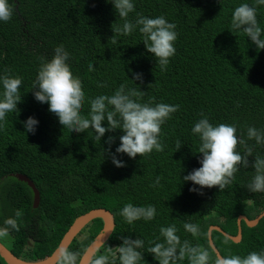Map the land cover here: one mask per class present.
I'll list each match as a JSON object with an SVG mask.
<instances>
[{
  "label": "trees",
  "instance_id": "16d2710c",
  "mask_svg": "<svg viewBox=\"0 0 264 264\" xmlns=\"http://www.w3.org/2000/svg\"><path fill=\"white\" fill-rule=\"evenodd\" d=\"M13 16L0 21V76L22 78L21 102L17 112L6 114L0 122V227L16 210H23L20 230L0 239L17 257L29 261L45 259L80 215L93 209H106L115 217L116 227L97 255H108L106 247H119L125 237L144 241L140 264H159L147 249L150 241L163 242L159 229L176 225L181 241L189 240L209 250V264L217 255L210 246L208 231L220 226L231 236L238 235V218L256 219L264 212V193H252L247 186L255 175V157L264 158V144L247 140V129L264 130V50H258L242 32L231 30L232 13L243 3L257 8V21L264 38V5L256 0H133L137 14L149 18L164 16L176 25V53L166 71H161L153 54L143 44L136 28L129 36L117 35L112 26H122L111 0H8ZM63 45L69 53L74 77L82 82L85 101L81 114L88 116L91 99L113 95L121 84L145 93L139 103L179 105V110L161 126L163 152L133 159L117 154V129L106 132L100 142L93 129L71 133L47 103L34 97L33 83L42 63L50 61L55 48ZM94 71H89V65ZM142 74V81L134 74ZM105 84V87H98ZM3 87L0 83V99ZM135 99V98H134ZM201 113L213 126L234 125L238 139L253 146L249 167L240 168L224 191L218 187L201 189L188 175L202 165L198 153L199 137L192 133ZM38 121L35 134L27 133L22 122ZM107 128V121L102 124ZM114 142L106 143L109 137ZM181 142L177 151L176 143ZM110 148V153H109ZM237 151L244 154L243 145ZM112 155L125 164L117 168ZM29 177L40 192V206L33 208L34 194L24 182L11 176ZM160 184L153 187L156 178ZM196 188L197 192L190 189ZM203 192V195L198 194ZM127 203L152 205L156 217L129 225L119 215ZM192 223L200 235L192 237L183 228ZM103 220L90 223L72 242L69 251L83 256L103 229ZM242 240L235 243L214 231L213 242L224 258L246 257L264 252V218L253 228L242 222ZM33 241L34 245L30 246ZM0 264H6L0 258ZM109 264H119L118 257ZM178 264H188L187 258Z\"/></svg>",
  "mask_w": 264,
  "mask_h": 264
},
{
  "label": "clouds",
  "instance_id": "9594fccd",
  "mask_svg": "<svg viewBox=\"0 0 264 264\" xmlns=\"http://www.w3.org/2000/svg\"><path fill=\"white\" fill-rule=\"evenodd\" d=\"M111 3L119 18L124 21L122 26H112L114 32L112 43L117 42V35L129 36L138 28L143 36V44L147 52L154 55L160 70L166 71L170 59L176 53L174 47L178 37V33L175 31L176 25L169 23L162 15L149 18L137 14L135 23H132L128 17L135 10L133 0H111ZM256 4L264 5V0H256ZM12 16L13 8L8 0H0V21L7 23ZM231 30L242 32L247 38H250L258 50H264V38H261L262 30L258 25L255 6L243 3L236 7L232 13ZM69 58V53L63 45L56 47L53 58L41 64L33 83V89H38L34 92L35 99L41 104L47 103L49 111L58 117L59 123L64 128H67L71 133H82L93 129L95 140L99 142L106 132H114L119 129L124 134L120 137V146L116 149V153L126 154L133 159L138 155L146 157L153 150L164 151L165 146L159 139L161 126L179 110V105L159 103L152 106L151 101L144 104L139 103L138 99L142 98L145 93L137 88H126V85L121 84L113 95H99L91 99L89 101L90 111L85 117L81 114L85 93L81 80L73 76L70 65L67 63ZM94 70L93 65L90 64L89 71ZM134 80L142 81V74H134ZM0 83L3 87L2 99H0V122H4L6 114L17 112V105L21 102L22 78L12 76L9 69L3 76H0ZM105 86V84H98V87ZM201 116L203 118L195 123L192 133L199 137L198 153L203 156L200 161L202 166L184 176L183 180L191 181L194 185H199L201 189L218 187L222 192L232 183L240 168L249 167L248 157L253 156V146H249L245 139L237 138V129L234 125L221 123L213 126L203 113ZM105 120L107 128L102 126ZM22 123L27 133L35 134L38 125L36 119L29 117ZM247 140H254L258 145L264 144V130L249 127ZM113 142L114 137L111 136L106 141L109 146ZM238 145L244 146L243 155L237 151ZM176 147L177 151L182 147L179 140ZM108 151L110 153V148ZM111 158L117 168L125 167V164L117 159L116 155H112ZM251 166L255 170V175L247 189L252 193H264V158L257 155ZM160 179V177L156 178L153 187L160 184ZM190 191L197 192L198 190L192 188ZM198 194L203 195V192ZM23 214V210H16L14 218L9 217L4 220V226L0 227V239L9 236L11 231L18 232L20 230L18 221ZM119 215L127 224L131 225L141 219L151 221L157 213L156 208L152 205L138 207L127 203L120 210ZM183 228L192 237L200 235L198 225L184 223ZM159 232L160 237L157 239L163 238V242L150 241L149 243L154 246L147 249L159 264H178L186 258L188 264H209V250L199 245L194 246L189 240L181 241L177 235L178 229L175 224L161 227ZM102 244L106 245L107 243L102 241ZM142 249H144L142 239L132 240L127 237L123 239L122 245L119 247H114V249L106 247V251L111 253L114 258L118 257L119 264H140V261L143 260ZM114 258L110 260H114ZM54 259L55 264H83L84 257L79 252L69 251L67 247L61 246L54 252ZM88 264H109V256L93 253L88 258ZM215 264H264V252H251L243 258L240 256L217 257Z\"/></svg>",
  "mask_w": 264,
  "mask_h": 264
},
{
  "label": "water",
  "instance_id": "95a60500",
  "mask_svg": "<svg viewBox=\"0 0 264 264\" xmlns=\"http://www.w3.org/2000/svg\"><path fill=\"white\" fill-rule=\"evenodd\" d=\"M11 176L18 179L21 182L26 183L32 189L33 194H34L33 208L38 209L40 206L41 197H40V192L37 189L34 182L26 175H23L20 173L12 174ZM263 218H264V212H262L254 220H250L246 216H243V215L240 216L238 218V235L237 236L229 235L219 226L211 227L208 231V237H209L210 246L214 250L217 257H223V256L218 250V248L216 247L215 243L213 242V238H212L213 231H219L225 237L231 239L235 243H240L243 237L242 222L244 221L248 227L253 228V227H256ZM96 219H102L104 226H103L102 231L96 236L94 241L89 245V247L83 254V257H84L83 264H88V258L93 253L98 254L100 249L104 246L102 244V241L107 243V241L110 239L111 235L114 232V229L116 227L115 218H114V215L110 211L106 209H93L89 211L88 213L77 217L74 223L70 226L69 230L66 232V234L62 238L58 247L64 246V247L69 248L72 242L80 235L82 230ZM54 252L52 253V255H50L49 257L45 259H41L37 261H29V260H25L20 257H17L0 240V258H2L6 264H55Z\"/></svg>",
  "mask_w": 264,
  "mask_h": 264
},
{
  "label": "flooded vegetation",
  "instance_id": "af4514ba",
  "mask_svg": "<svg viewBox=\"0 0 264 264\" xmlns=\"http://www.w3.org/2000/svg\"><path fill=\"white\" fill-rule=\"evenodd\" d=\"M112 249H114V247H112ZM107 253H108V256H109V260L114 258L113 255H112L111 253H109V252H107ZM103 255H104V254H103Z\"/></svg>",
  "mask_w": 264,
  "mask_h": 264
},
{
  "label": "rangeland",
  "instance_id": "374dc122",
  "mask_svg": "<svg viewBox=\"0 0 264 264\" xmlns=\"http://www.w3.org/2000/svg\"><path fill=\"white\" fill-rule=\"evenodd\" d=\"M33 245H34V242H33V241H31V242H30V246H33Z\"/></svg>",
  "mask_w": 264,
  "mask_h": 264
}]
</instances>
